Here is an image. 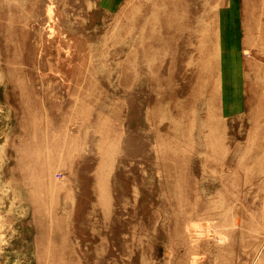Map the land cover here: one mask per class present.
<instances>
[{
    "label": "rangeland",
    "instance_id": "obj_1",
    "mask_svg": "<svg viewBox=\"0 0 264 264\" xmlns=\"http://www.w3.org/2000/svg\"><path fill=\"white\" fill-rule=\"evenodd\" d=\"M200 262L264 264V0H0V264Z\"/></svg>",
    "mask_w": 264,
    "mask_h": 264
},
{
    "label": "bare ground",
    "instance_id": "obj_2",
    "mask_svg": "<svg viewBox=\"0 0 264 264\" xmlns=\"http://www.w3.org/2000/svg\"><path fill=\"white\" fill-rule=\"evenodd\" d=\"M21 98V97H20ZM21 100V99H20ZM90 101V100H89ZM85 102V101H84ZM23 103V102H22ZM23 105V104H22ZM85 105V104H84ZM25 110V109H24ZM181 111V110H180ZM24 112V111H23ZM180 114H181V112H180ZM23 115H25V114H23ZM27 115V114H26ZM25 115V116H26ZM20 116V115H19ZM24 116V117H25ZM46 121V120H45ZM25 123V122H24ZM103 182H104V180H100L99 181V184H98V191L100 192V196H101V198H100V201H103L104 202V200H105V193H106V196H107V192H106V188H104V185H103ZM59 183V182H58ZM102 202V203H103ZM234 209V208H233ZM232 211H234V210H232ZM231 213V212H230ZM171 219V218H170ZM174 224H176V223H174ZM173 224V225H174ZM239 225V224H238ZM219 227V226H218ZM156 229V228H155ZM170 229H172V228H170ZM217 229V228H216ZM168 230H169V228H168ZM171 231V230H170ZM172 232V231H171ZM217 232V231H216ZM59 234H60V231L58 232ZM176 233H178V232H176ZM218 234L220 233V232H217ZM57 234V233H56ZM55 234V235H56ZM58 234V235H59ZM160 234V233H159ZM189 234V233H188ZM190 234H193V233H190ZM171 235H172V233H171ZM220 235V234H219ZM218 235V236H219ZM193 236H194V239H193V241L195 242L197 239V233L196 234H193ZM158 237V236H157ZM169 237H170V235H169ZM202 237V235H200V237L199 238H201ZM203 237H205V236H203ZM146 238V237H145ZM175 238V237H174ZM178 238V237H177ZM217 238H220V237H217ZM156 239V238H155ZM179 239V238H178ZM221 239V238H220ZM149 240V239H148ZM183 240V239H182ZM217 240V239H216ZM222 240V239H221ZM140 241V240H139ZM199 241H201V240H199ZM198 241V242H199ZM218 241H220L219 239H218ZM225 241V240H224ZM144 242H145V240H144ZM147 242V241H146ZM173 242V241H172ZM177 242H180V241H177ZM221 242V241H220ZM203 243V242H202ZM233 243V242H232ZM181 244V243H180ZM221 245V244H220ZM147 246V245H146ZM175 246V248H176V245H174ZM180 246H182V245H180ZM204 247V246H203ZM221 247H223V249H224V246H221ZM144 248V247H143ZM205 248V247H204ZM145 250H146V248H144ZM143 249V250H144ZM172 250H173V246H172ZM194 250V248H192V251ZM148 251V250H147ZM149 252V251H148ZM200 252V251H199ZM198 252V253H199ZM173 253V252H172ZM155 254V253H154ZM220 254V253H219ZM218 254V255H219ZM224 255L223 256H225V253H223ZM176 255H177V253H176ZM202 255V254H201ZM200 255V256H201ZM226 255H228V254H226ZM180 256H182V255H180ZM199 256V257H200ZM218 257V256H217ZM148 258V257H147ZM152 258V257H151ZM215 258V257H214ZM226 258V257H225ZM225 258L223 259V260H225ZM235 258V257H234ZM172 259V258H171ZM189 260V259H188ZM198 260H199V258H198ZM213 260V259H212ZM227 260H228V257H227ZM226 260V261H227ZM233 260H235V259H233ZM151 260H149V261H147V262H150ZM168 261V260H167ZM173 261H175V259H173ZM215 261V260H214ZM221 261V260H220ZM146 262V261H145ZM146 262V263H147ZM166 262V261H165ZM171 262V261H170ZM177 262V261H176ZM179 262V261H178ZM191 262V261H190ZM205 262V261H204ZM152 263V262H151ZM216 263H218L217 261H216ZM223 263V262H222ZM226 263V262H225ZM149 264V263H148ZM161 264H163V263H161ZM166 264V263H165ZM179 264V263H178ZM181 264V263H180ZM200 264H201V262H200ZM214 264V263H213Z\"/></svg>",
    "mask_w": 264,
    "mask_h": 264
}]
</instances>
